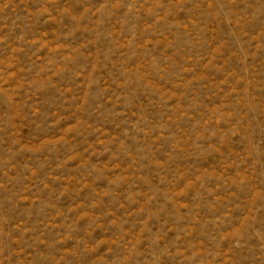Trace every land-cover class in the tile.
<instances>
[{
	"label": "rangeland",
	"instance_id": "rangeland-1",
	"mask_svg": "<svg viewBox=\"0 0 264 264\" xmlns=\"http://www.w3.org/2000/svg\"><path fill=\"white\" fill-rule=\"evenodd\" d=\"M0 264H264V0H0Z\"/></svg>",
	"mask_w": 264,
	"mask_h": 264
}]
</instances>
